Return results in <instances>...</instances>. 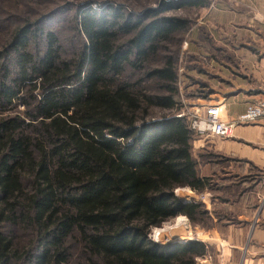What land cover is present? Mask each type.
Here are the masks:
<instances>
[{"label":"trees","instance_id":"obj_1","mask_svg":"<svg viewBox=\"0 0 264 264\" xmlns=\"http://www.w3.org/2000/svg\"><path fill=\"white\" fill-rule=\"evenodd\" d=\"M93 2L73 6L78 43L70 51L59 39L60 19L41 20L63 6L22 19L0 45V222L33 232L19 245L0 230V264L22 256L30 264H71L72 238L80 264H196L206 253L202 241L148 237L177 215L194 221L199 205L182 202L174 189L207 184L191 153L198 134L187 115H177L173 57L162 54L160 66L135 79L125 72L168 51L188 20L165 15V1L137 12ZM151 78L161 92L145 91Z\"/></svg>","mask_w":264,"mask_h":264},{"label":"rangeland","instance_id":"obj_2","mask_svg":"<svg viewBox=\"0 0 264 264\" xmlns=\"http://www.w3.org/2000/svg\"><path fill=\"white\" fill-rule=\"evenodd\" d=\"M82 1L86 0H0V23L4 25L3 30H0V45L5 41L6 33L12 31L22 19L47 15L63 6L59 11H54L41 20L55 22L60 19L55 23V26L58 24L59 27V39L64 51H70L77 45L78 38L74 33V23L69 21V18L74 10L73 6ZM93 1L111 2L135 12L149 6L156 7L163 1L171 3L164 14L188 20L185 30L174 33L165 44L168 51L160 50L156 56L149 57L141 70L132 71L127 67L125 72L133 75L134 79L141 77L142 72L162 64V54L172 56L177 77V102L181 108L180 112L187 115L189 122L194 118L195 110L198 109L199 112L201 104L218 101L216 95H219L217 90L219 87L212 78L215 77L216 69L221 67L219 61L225 62L222 59L224 54L231 53L225 42L233 38L232 0H205L204 6L180 5V0H91V5L97 7ZM219 6L226 10L220 11ZM61 18L64 19L61 21ZM249 19L250 17H245V24H252ZM216 63L218 66H215ZM206 70L209 72L207 76ZM142 85L149 93L162 91L154 78L146 79ZM203 92L207 97L199 95ZM22 107L17 105L19 110ZM153 110L154 116L162 112L158 109ZM15 111L16 108L11 112ZM230 135H233V131ZM193 138L191 153L196 161V170L198 175L206 177L207 184L201 191L179 186L174 189V193L184 203L199 205L198 211L193 215L194 221L186 215H177L167 219L160 226L151 228L148 237L157 243L185 242L189 239L202 241L206 245V253L195 258L196 264L206 261L207 252L211 255L213 252L219 253L215 242L223 243L227 247V242L225 243L223 239H228L230 245L240 247L245 255L248 254L246 253L248 248L253 250L252 246H255L257 257L264 256V239L254 238V233L264 236V166L258 163L259 161H249L247 157L235 154L232 149L225 151L221 143L228 139L223 140L211 134H199ZM236 141L241 147H248L245 139L237 138ZM177 217H180L181 221H178ZM158 228L164 230L157 231ZM0 230L12 232L19 245L27 244L33 236L31 227L23 223L0 222ZM71 246V264H80L82 261L79 258L80 245L74 238L71 239ZM33 250H36V247H33ZM240 255L241 252L238 256ZM211 263L214 264L211 260L210 263L204 264ZM12 264L30 263L27 257L22 256L13 260Z\"/></svg>","mask_w":264,"mask_h":264},{"label":"crops","instance_id":"obj_3","mask_svg":"<svg viewBox=\"0 0 264 264\" xmlns=\"http://www.w3.org/2000/svg\"><path fill=\"white\" fill-rule=\"evenodd\" d=\"M232 4L233 38L225 42L231 53L224 54L222 59L225 62L219 61L221 67L216 69L215 77H211L219 87L217 88L219 95L215 94L218 101L215 102L221 103V116L224 119L234 118L245 109L248 103L264 98V0H232ZM218 8L222 12L226 10L222 6ZM245 17H250L252 24H245ZM222 28L226 30L224 25ZM222 38L225 37L222 36ZM216 65L218 66L217 63ZM208 74L206 70L205 75ZM219 137L223 140L228 139L221 143L225 151L232 149L235 154L247 157L249 161H259L258 163L264 166V117L254 122L237 124L233 129V135ZM237 138L245 139L248 147H241L236 141ZM255 237L264 239V236L261 237L254 233ZM223 241L227 242L230 248L223 243L215 242L219 253L213 252L211 255L207 252L205 260L208 261L204 260L202 264L210 263V260L214 264H264V256L257 257V252L254 251L255 246H252L253 250L248 248L246 251L248 254L245 255L240 247L230 245L228 239H223ZM239 252H241L240 256H238ZM210 256H212L211 259Z\"/></svg>","mask_w":264,"mask_h":264},{"label":"built area","instance_id":"obj_4","mask_svg":"<svg viewBox=\"0 0 264 264\" xmlns=\"http://www.w3.org/2000/svg\"><path fill=\"white\" fill-rule=\"evenodd\" d=\"M200 109L194 112V118L190 126L199 135H230L237 124L255 121L264 116V100L258 99L250 102L244 111L237 114L234 118L224 119L221 116L222 107L220 102H209L200 105ZM180 112L177 115H182Z\"/></svg>","mask_w":264,"mask_h":264},{"label":"bare ground","instance_id":"obj_5","mask_svg":"<svg viewBox=\"0 0 264 264\" xmlns=\"http://www.w3.org/2000/svg\"><path fill=\"white\" fill-rule=\"evenodd\" d=\"M177 220H178V221H181V218H180V217H177ZM182 223H183V222H182ZM184 226H185V224H184ZM156 230H157V231H162V230H164V228H160V229L158 228V229H156Z\"/></svg>","mask_w":264,"mask_h":264}]
</instances>
